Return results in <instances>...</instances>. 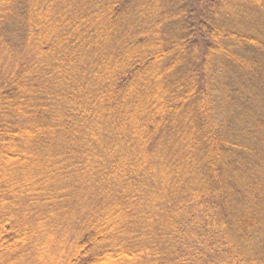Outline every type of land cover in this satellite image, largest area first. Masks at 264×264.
<instances>
[{
  "label": "trees",
  "instance_id": "obj_1",
  "mask_svg": "<svg viewBox=\"0 0 264 264\" xmlns=\"http://www.w3.org/2000/svg\"><path fill=\"white\" fill-rule=\"evenodd\" d=\"M0 264H264V0H0Z\"/></svg>",
  "mask_w": 264,
  "mask_h": 264
},
{
  "label": "rangeland",
  "instance_id": "obj_2",
  "mask_svg": "<svg viewBox=\"0 0 264 264\" xmlns=\"http://www.w3.org/2000/svg\"><path fill=\"white\" fill-rule=\"evenodd\" d=\"M102 150H103V148H102ZM107 160H109V156H107V155L102 156V158H101V160H100V161H101L100 164H102V165H101V168H102L103 165H106V166L109 165V161H107ZM100 164H99V165H100ZM48 249H49L48 246H46V247L43 249V251H42V252H43V255H44L45 251H46V252L48 251ZM48 253H49V251H48Z\"/></svg>",
  "mask_w": 264,
  "mask_h": 264
}]
</instances>
